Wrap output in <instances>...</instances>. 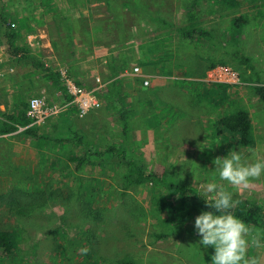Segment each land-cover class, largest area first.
<instances>
[{"label": "rangeland", "instance_id": "1", "mask_svg": "<svg viewBox=\"0 0 264 264\" xmlns=\"http://www.w3.org/2000/svg\"><path fill=\"white\" fill-rule=\"evenodd\" d=\"M50 3L64 8V0ZM70 3L77 7L75 1ZM87 4L94 34L100 28L103 36L99 37L104 40L100 48L121 40L123 44L115 50L132 49L133 69H139L133 46L154 43L170 63L175 58L174 75L186 76L187 80L168 79L165 84L173 85V89L163 87L158 93V86L150 87L137 95L135 101L147 99L150 107L145 109L131 96L123 97L120 107L128 111L129 126L125 139L117 105L110 107L96 95L98 108L68 115L61 94L60 98L54 95L58 91L51 82L41 89L35 78L27 84L15 73L4 74V67H0V100L5 101L0 103V122L3 114L17 113L21 103L34 97L44 98L58 111L41 126H30L36 127L35 137L23 136L24 127L0 137V230L11 231L14 243L9 255H0V264H84L86 254L100 264H209L213 250L199 246L200 237L193 228L195 217L202 211H193L184 225L172 232L167 214L157 212L165 191L153 185H128L125 163L104 151L109 146L122 149L124 145L126 157L141 161L145 172L183 188L188 196H200L199 185L211 179L232 192L233 199L246 198L264 211V176L237 191L212 172L213 161L229 150L239 151L246 158H264V103L253 92L249 70L234 58L236 53L247 58L264 85V0H241L233 9L217 0H91ZM145 10L153 16L150 26L144 27L139 18ZM109 15L119 21V30L106 23ZM190 16L208 33V41L181 38L179 30L191 24ZM238 16H243L246 24L236 30L232 25ZM12 27L17 28V24ZM67 59L54 66L55 72L66 71L73 83L86 89L89 83L83 78H88L92 65L80 64L75 55ZM210 62L235 69L239 83L218 89L205 82ZM70 63L73 68H69ZM7 74L12 75L10 80ZM9 82L19 84L11 104L4 95V84ZM59 82L63 84L60 77ZM240 109L247 111L251 120L255 139L252 152L235 146L216 127L221 115ZM69 126L93 146L91 151L100 153L88 156L89 162L79 170L71 160L82 157L85 148L56 142L57 138L72 136ZM160 234L166 237L158 238ZM247 255L264 264L263 233L261 245L250 246Z\"/></svg>", "mask_w": 264, "mask_h": 264}, {"label": "crops", "instance_id": "2", "mask_svg": "<svg viewBox=\"0 0 264 264\" xmlns=\"http://www.w3.org/2000/svg\"><path fill=\"white\" fill-rule=\"evenodd\" d=\"M51 1L53 0H50V2ZM73 1L76 2L77 8H79L78 11L72 8L70 0H64L63 12L65 15L68 13L70 18L74 55L78 58L80 64L84 65L88 63L90 66L92 65L89 76L87 72L88 78H83V81L89 83L86 84L87 89L94 90L95 96L97 95L100 101H105L110 107L117 105L116 108H119L118 111L122 110L128 112L120 107L121 102L124 99L123 97L127 98L131 96L132 101H135L137 95L144 93L145 90L150 87L151 89H155L158 86V93L163 87L166 90L173 89V85L166 86L165 81L168 79L187 80L186 76L174 75V72H176L175 68H177L174 64L175 58L172 59V62L170 63L171 60L162 57V55L157 52L154 43L150 44V42L140 43L133 46V48L137 50V54L135 55L137 59L136 64L139 61L138 65L140 66L139 73H134L133 66L135 65L132 64L135 63H131L130 55L132 49L127 50L125 47L119 49L120 51L115 50L116 47L119 46L118 44L122 43L121 40L118 44H112L114 46L109 45L106 48H100L101 46H104V40H102V38L99 39V37L103 36L101 35L100 28H97L98 34L100 30V35L97 36L98 34H94L93 21L89 18L90 11L88 9L89 6L87 0ZM50 2L49 0H0V12L1 9H3L2 12L4 11L5 14L8 13L9 15L16 16V20L12 23V26L15 23L17 24L18 31L16 45L29 48L32 55H38L42 59L45 67H48L55 72L54 66H57L63 61V55L61 36L50 14L51 12H49L51 9H54V7L57 9V5ZM151 16L153 15L150 11H142L139 18L140 24L144 27L148 25L150 26V19L152 20ZM153 20L155 21L154 18ZM118 22L119 21L116 19H111L110 15L106 18V23L112 25L113 30H119ZM19 25H22V29L19 28ZM5 31V27L0 23V67H4V74H6L7 71L15 73L19 76V81L25 80L27 84H29L28 80L35 78L36 81L40 82L39 85L41 89L49 87V79L42 77L41 75L42 78L37 75L31 76V74H34L32 73L34 70L31 67L30 61H15L8 55L7 45L4 40ZM97 41L98 44L96 43ZM114 41L116 42V40ZM68 61H70V59H68ZM169 64L171 68L168 67ZM68 66H70L69 68H73L71 63L68 64ZM115 67L119 70V73L115 77H111V74H113L112 71ZM74 72L75 74L78 73L77 68ZM7 75L10 80L12 75ZM97 79L98 81H96ZM143 79L149 81L148 86L143 87ZM113 81H116L117 83L116 88L109 87ZM162 84H165V86ZM4 88L6 90L4 95H7L8 103L11 104V98L15 96V89L19 88V84L17 82H9L8 84H4ZM175 88L179 89V86L175 85ZM59 93L60 92H55L54 95L59 96L60 98ZM162 95L166 96V94ZM148 96L149 95L147 94V97ZM2 102L5 103L4 99L0 100V103ZM62 102L63 106L67 104L63 99ZM135 102H141L139 104H141V108L144 107L143 109L147 106V99H145V97L138 99ZM1 106L4 110L5 105L1 104ZM68 108L69 106L65 111L67 113ZM141 112H144V110Z\"/></svg>", "mask_w": 264, "mask_h": 264}, {"label": "trees", "instance_id": "3", "mask_svg": "<svg viewBox=\"0 0 264 264\" xmlns=\"http://www.w3.org/2000/svg\"><path fill=\"white\" fill-rule=\"evenodd\" d=\"M89 3L91 0H87ZM107 2V0H104ZM222 4L233 9L240 6L241 0H217ZM72 8L78 9L72 5ZM50 9V8H49ZM3 9L0 12V23L5 27L4 40L7 45V53L15 61L28 60L31 63V67L35 72H38L49 79L51 84L55 87L56 91L60 92L62 99L65 103H70L72 101V96L68 93L65 85L59 82V73L53 72L50 68L45 67L44 62L38 55H32L31 50L25 46L16 45L17 41V28L12 27L11 24L16 19H12L11 15L5 14ZM73 11V9H72ZM50 12V11H49ZM51 16L59 30L61 36V48L63 59L68 57H74V45L71 36V22L68 13L64 14L62 9H54L51 11ZM191 24L183 27L179 30L180 36L183 40L192 41L195 38L203 39L208 41L209 35L203 31L195 21V17L190 16ZM18 20V19H17ZM162 25V23H157ZM246 24L243 16L235 17L233 20V28L238 30L242 28V25ZM22 29V25H19ZM36 52V51H35ZM37 53V52H36ZM241 65H244L249 70V80L253 83L252 89L255 96L264 103V85L260 79V75L252 66L250 61L239 56L237 53L234 55ZM67 59V61H68ZM225 63V62H223ZM216 64L210 62L206 70L214 67ZM118 68V64H117ZM111 77H115L119 70L114 68ZM82 87L81 84H77ZM216 88H224V85L215 84L212 85ZM111 88H116V81L111 82L109 85ZM85 90H88L87 88ZM208 92V91H207ZM28 103H21L19 105V111L15 114H3V120L0 122V137L10 136L17 131L18 127H26L29 125L30 120L25 115V110ZM77 108L75 105H70L68 108V114L75 115L77 113ZM119 117L121 119L122 128L121 133L124 138L128 135V112L119 111ZM216 127L220 132H223L229 139L234 141V145L244 148L252 149L255 147V139L251 130V120L249 114L245 110H237L233 113L223 114L216 121ZM36 127H27L21 134L23 136L35 137ZM71 133L70 138H57L58 143L64 144L68 143L73 147H84L85 152H83L82 157H75L71 160L75 164L74 169L79 170L82 165L88 163V156H97L100 153L91 151L93 146L89 143H85V138L80 133L75 130L68 128ZM107 155L116 156L119 160H122L126 165L125 181L128 185L141 186V185H153L160 187L165 191V197L162 198L161 203L157 207L158 213L167 214V223L172 225V232H175L187 220V217L191 215L193 211H210L204 204L203 198L201 196H188L187 192L179 187L168 184L165 179H161L155 173H147L144 170V166L141 161L136 160L134 157H126V147L123 145L122 149H118L115 146H109L104 151ZM161 200V199H160ZM240 203L232 209L234 215L244 221L247 225L255 228L264 230V211L262 207L254 202L247 200L246 198L239 197ZM173 223V224H172ZM264 234V232H262ZM158 238L166 237L165 235H158ZM14 249L13 243V233L8 230H0V255H9ZM84 264H100L93 260L89 255H85ZM119 264H134L132 261H123Z\"/></svg>", "mask_w": 264, "mask_h": 264}, {"label": "clouds", "instance_id": "4", "mask_svg": "<svg viewBox=\"0 0 264 264\" xmlns=\"http://www.w3.org/2000/svg\"><path fill=\"white\" fill-rule=\"evenodd\" d=\"M249 152H252L249 149ZM213 174L218 180L233 186L237 191L247 189L253 180L264 176V158L245 157L239 151L229 150L214 161ZM200 196L210 211H202L194 219L193 228L200 237L199 246L211 247L209 264H257L247 255L250 246L261 245L264 230L255 229L233 214L240 201L216 180L199 185ZM83 251V250H82Z\"/></svg>", "mask_w": 264, "mask_h": 264}, {"label": "built area", "instance_id": "5", "mask_svg": "<svg viewBox=\"0 0 264 264\" xmlns=\"http://www.w3.org/2000/svg\"><path fill=\"white\" fill-rule=\"evenodd\" d=\"M134 73H139L138 68L133 69ZM60 80L65 85L68 93L72 96V101L67 103L65 107L70 105H75L78 112L83 114L86 110L90 108H98L100 103L95 96L94 90H85L73 83L67 76L66 71L59 70ZM240 80L239 72L230 66L226 65H216L210 68L206 73L205 82L209 84H225V85H237ZM98 81V79L96 80ZM143 86H148L149 81L147 79L142 80ZM58 111L55 107H49L47 101L42 97H34L28 101L27 108L25 110L26 117L30 120L28 126H41L46 122V119L56 114Z\"/></svg>", "mask_w": 264, "mask_h": 264}]
</instances>
